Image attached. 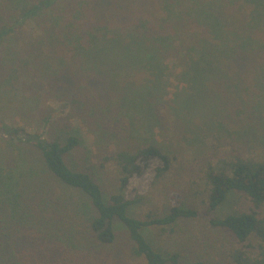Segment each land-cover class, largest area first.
Returning a JSON list of instances; mask_svg holds the SVG:
<instances>
[{"label":"trees","instance_id":"1","mask_svg":"<svg viewBox=\"0 0 264 264\" xmlns=\"http://www.w3.org/2000/svg\"><path fill=\"white\" fill-rule=\"evenodd\" d=\"M23 27L30 35L21 45ZM0 53V91L32 60L44 80L35 88L62 73L68 87L75 76H90L96 92L111 100L106 110L118 120L127 113L129 127L120 120L127 141L132 125L146 128L139 142L116 153V185L105 191L94 170L65 161L83 145L73 129L45 120L44 133L55 131L48 141L0 120V132L17 140L19 150L0 163V264H116L102 251L113 248L120 229L130 245L112 258L174 263L177 255L155 249L147 232L195 220L197 209L180 203L163 216L130 214L137 202L132 181L149 172L156 182L174 160L176 144L153 137L167 131L160 114L166 103L169 132L193 134L184 139L193 153L202 134L229 147L223 168L203 165L201 190L212 213L231 207L209 222L231 238L225 264H264V159L238 150L264 144V0H0ZM169 62L178 73L169 71ZM172 78L183 88L165 101ZM14 90V100L37 110ZM27 145L40 154L37 169L23 162ZM237 195L247 208L232 209Z\"/></svg>","mask_w":264,"mask_h":264},{"label":"rangeland","instance_id":"2","mask_svg":"<svg viewBox=\"0 0 264 264\" xmlns=\"http://www.w3.org/2000/svg\"><path fill=\"white\" fill-rule=\"evenodd\" d=\"M20 30L18 41L23 45L24 42L29 41L30 30L28 27ZM23 53L25 58H29V50H24ZM168 64L170 72H179L176 63L169 62ZM1 66L0 62V78H4L5 73H1ZM1 81L2 79L0 83ZM36 81L44 84L33 61L28 60L22 65L12 80V84L7 85L3 89L4 92L0 91V120L14 129L23 131L26 135H41L48 141H51L50 137L55 134V131H51V136L44 133L45 120H49L48 123L54 124L55 127L66 125L69 130L73 129L83 145L67 155L65 161L71 167L94 170L92 173L96 175L103 189L105 191L113 189L116 185L117 172L115 169H118L114 157L116 153L130 146V143L134 146L141 140L139 133H144V124L139 127L132 125L129 132L132 141H127L126 133L123 132L126 123L129 127L127 113L122 110L118 120L115 113L106 110V105L111 100L106 99L104 94L100 96L96 92L90 76L87 78L75 76L70 87L65 83L63 73L47 80L46 85L41 87L35 88L32 85ZM170 82L165 101H171L174 93L183 88V85L173 78ZM91 88H94L93 92ZM11 89H15L14 92H20L24 99L25 97L31 98L37 110H33L32 106L25 104L23 100H14L10 93ZM167 112L166 103L160 109V114L163 117V128L166 127L167 131L162 130L164 133H160L155 130L153 137L164 146L176 144V149H172L176 151H172L174 160L171 169L156 182L149 179V172L144 177L132 181L131 188L134 189L133 194L137 195V202L130 214L145 219L148 216H163L169 208L180 203L194 207L198 211L195 220H179L171 228H162L163 231L159 228H151L147 232L148 240L155 249L177 255V260L169 264H225L224 256L226 249L232 246L231 238L226 231L212 228L209 222L215 215L228 213L231 207H224L216 214L212 213L205 204L201 190L202 172L205 169L203 165L211 162L215 168H223L222 161H230L229 147L222 141H216L209 136L206 138L205 134H202L201 145L197 152L193 153L191 148L184 144V139H190L194 135L183 133L180 130L179 136H173L172 132H169L173 126L168 121ZM120 120L126 123L123 125ZM196 124L195 121L193 125L197 126ZM135 131H138V134H134ZM9 139L0 132V163L13 160L19 154L18 146L15 148L18 145L17 140L11 142ZM238 150L245 151V156L248 158L264 159V144L253 143L250 146H244V150ZM22 152L24 164L37 169L41 160L37 150L27 145ZM226 170L229 171V169ZM247 205L244 198L237 195L234 198L232 209L247 208ZM129 245L127 234L120 229L116 233L113 248L109 250V247H104L102 254L108 259L111 258L110 260L119 262L116 264H144L142 260L127 257L124 258V262L112 258V256L119 257Z\"/></svg>","mask_w":264,"mask_h":264}]
</instances>
